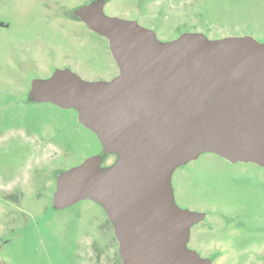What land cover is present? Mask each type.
<instances>
[{"label": "rangeland", "instance_id": "obj_1", "mask_svg": "<svg viewBox=\"0 0 264 264\" xmlns=\"http://www.w3.org/2000/svg\"><path fill=\"white\" fill-rule=\"evenodd\" d=\"M93 1L0 0L2 264H95L87 255L88 245L114 239L97 203L84 200L56 210L50 202L61 172L88 157L103 156L97 137L78 123L74 109L26 100L32 81L47 79L57 69H69L90 82L110 81L119 74L107 40L73 15ZM104 3L107 16L136 21L161 41L201 33L212 40L249 36L264 43V0ZM111 161L107 157L102 165ZM20 183L29 194L10 191L21 188ZM171 184L181 191L179 208L191 207L189 201L206 213L191 228L189 241L203 249L204 258L211 264H262L263 168L202 154L177 168ZM99 264L112 263L102 257Z\"/></svg>", "mask_w": 264, "mask_h": 264}, {"label": "water", "instance_id": "obj_2", "mask_svg": "<svg viewBox=\"0 0 264 264\" xmlns=\"http://www.w3.org/2000/svg\"><path fill=\"white\" fill-rule=\"evenodd\" d=\"M104 4L74 15L107 40L119 74L90 82L57 69L33 80L29 94L74 109L102 154L117 160L103 167L102 156H91L61 172L52 205H100L122 264H211L187 247L203 214L176 205L171 179L202 154L264 168V43L201 33L161 41L136 21L107 16Z\"/></svg>", "mask_w": 264, "mask_h": 264}, {"label": "flooded vegetation", "instance_id": "obj_3", "mask_svg": "<svg viewBox=\"0 0 264 264\" xmlns=\"http://www.w3.org/2000/svg\"><path fill=\"white\" fill-rule=\"evenodd\" d=\"M94 1H95V0H94ZM73 15H74V14H73ZM74 16H75V15H74ZM75 17H76V16H75ZM118 71H119V70H118ZM29 91H30V88H29ZM26 100H27L28 102H31V103H34V104H47V103H37V102H35V101L31 98V96H30L29 93H28L27 96H26ZM51 105H52V104H51ZM39 147H40V146H39ZM110 156L112 157V161H111L110 163H108V165H106V166H110V165L114 164V163L116 162V160H117V155H115V154L103 155V156H102V158H103L102 163L107 159V157H110ZM229 163H230V162H229ZM230 164H236V163H230ZM254 165H255V164H254ZM102 166H103V165H102ZM106 166H103V167H106ZM255 166H257V165H255ZM257 167H259V166H257ZM260 168H263V167H260ZM263 169H264V168H263ZM24 186H25L24 183H23V184L20 183V187H21V188H11L10 191L16 193V194L19 195V196H24V195H26V194H29V191L24 190V188H26V187H24ZM54 188H55V187H54ZM179 192H181V191H180V190H174V189H173L174 200H175V203H176L177 205H179V202H180V200H181V197H180V193H179ZM23 193H25V194H23ZM53 193H54V192H53ZM53 193H52V195H53ZM22 194H23V195H22ZM50 202H51V205H52V197H51ZM187 205H191V207H184V208L189 209V211L191 210L192 212H197V213H201V214H203V218H202V220H200L199 222L195 223V224L192 226V227H194L195 225H198L201 221H203V220L206 218V213H205L204 211L200 210L199 208H197V207L194 205V203L192 204V203H190V202L188 201V204H187ZM52 206H53V205H52ZM53 208L56 209V210H59V209H57V208L54 207V206H53ZM181 209H183V208H181ZM109 223H110V225H111V230H112V232H113V226H112V223H111L110 221H109ZM192 227H191V228H192ZM190 231H191V229H190ZM113 236H114V234H113ZM189 241H190V235H189V240H188V242H187V247H188L190 250H193L194 252H196L201 258H203V259H207V258H204L205 256L203 255V249L200 248V247H198L197 245L190 244ZM0 245H1V244H0ZM102 251L105 252L106 254H103ZM259 254H260V253H254V256H257V257H258ZM87 255H88L89 259L91 258L90 261L94 260V262H96L95 264H99V262L101 261L102 257L105 258V261H109V262L112 263V264H113V263H114V264H117L118 261L115 259V256L118 257L120 264H122L121 258H120L119 254H118V243H117L115 237H114L113 240H111V241H107V242L102 243V244L99 243V242H96V241L91 242V243L88 245V247H87ZM262 258H263V261H264V255H263ZM263 261L261 262L262 264H263Z\"/></svg>", "mask_w": 264, "mask_h": 264}, {"label": "trees", "instance_id": "obj_4", "mask_svg": "<svg viewBox=\"0 0 264 264\" xmlns=\"http://www.w3.org/2000/svg\"><path fill=\"white\" fill-rule=\"evenodd\" d=\"M96 1V0H95Z\"/></svg>", "mask_w": 264, "mask_h": 264}]
</instances>
